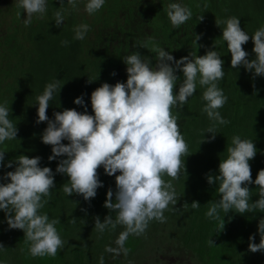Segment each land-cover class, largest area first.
<instances>
[{
	"label": "clouds",
	"instance_id": "clouds-1",
	"mask_svg": "<svg viewBox=\"0 0 264 264\" xmlns=\"http://www.w3.org/2000/svg\"><path fill=\"white\" fill-rule=\"evenodd\" d=\"M166 1L168 8L165 11L173 26H179L192 17L188 7L173 0ZM204 1L196 0L194 6L195 20L198 22L195 26L205 35L203 40L222 36L231 54L232 68L242 66L254 78L264 76V19L257 29L251 31L250 36L241 28L239 18H226L225 27L218 34L219 16H215V23L208 26L201 23L203 17L199 20L196 15L197 5L198 8L203 7ZM68 2L73 3V0ZM104 3L105 0H87L85 11L92 14ZM46 5L47 0H17V6L25 13L23 23L26 26L31 23L33 14L45 13ZM165 11L161 13L162 17ZM74 14L73 8L66 10L65 0H49L47 16L54 18L53 27L50 26L54 31L64 28L65 23L62 22ZM88 29L87 24L76 26L74 39H84ZM194 36L195 42L200 39L199 34ZM250 38L255 59H249V53L242 47ZM202 41L198 42L199 47L204 46L205 42L202 44ZM62 43L66 44L67 41ZM155 52L157 62L154 67L151 60L142 58L138 51L126 56L122 61L126 66L127 79L115 84L104 82L95 88L89 97L92 114L88 113L82 94L75 97L73 103L81 106L83 111L64 109L54 112L50 119L46 114L49 101L59 94L62 85L59 80L46 84L43 93L36 97V123L47 122L40 140L51 146L47 159L49 162L57 161L55 170L49 166L42 167L40 156L21 154L16 160L5 162V152L0 151V167L12 168L15 164L12 171L0 177L5 181L0 183V211L5 214L8 228L22 230L31 242V255L55 256L57 249L63 246L55 228L57 221L50 220L47 214L39 211L46 203L42 197H47L50 190L55 188L56 174L67 177V182L61 185L66 196L75 193L85 201L95 198L97 189L104 186L98 168L102 167L104 174L114 176L115 199H112L113 191L109 189L104 207L117 210L115 223L123 224L125 230L116 241L119 248L106 250H122L127 254L123 244L128 235L142 233L152 219L163 221V211L170 203H176L171 180L165 181L162 177L166 174L177 179L181 169L185 171V160L182 161L181 157L188 156V147L172 109L182 108L198 83L206 86L202 93L205 101L202 111L214 122L205 130L203 141L206 139L205 133L211 134L208 140H214L218 134L216 125L228 123L218 111L226 103L227 97L218 87V81L225 75L224 60L214 46L203 55L197 52L195 58L188 54L176 59L162 48ZM177 72L184 77L180 83ZM9 115V107L0 103V144L16 139L18 134ZM227 153L226 159L218 164V174L206 175L209 185L219 183V199L212 202L205 213L207 217L220 222L218 232L224 227L220 211L225 215L233 209L239 214L254 210L264 212V169H260L253 180L249 164L257 154L254 142L233 135ZM249 184L259 187V198L251 203ZM199 206V202H192L193 208ZM109 225L115 226L110 216H105L103 222L96 217L94 226L100 232ZM257 231L260 241L252 242L254 237L250 235L248 249L251 252H264V217L259 220ZM208 243L214 245L211 239ZM3 247L0 244V249Z\"/></svg>",
	"mask_w": 264,
	"mask_h": 264
},
{
	"label": "trees",
	"instance_id": "trees-1",
	"mask_svg": "<svg viewBox=\"0 0 264 264\" xmlns=\"http://www.w3.org/2000/svg\"><path fill=\"white\" fill-rule=\"evenodd\" d=\"M196 15L199 20L200 17H203L200 20L201 23L209 24L208 26L215 23V16H219L218 34H221L225 27L226 18L237 17L240 19L241 28L250 35L251 31L257 29L261 20L264 19V0H205L203 7L198 8L197 5ZM163 18H168L167 11L163 14ZM51 26L53 27V24ZM30 32L40 48V53L35 60L29 61L30 65L23 70V72H27V75L24 78L20 74L18 75L20 84L24 85L21 86L23 91L19 92L18 96L24 100V111H27L30 122L20 129L16 139L5 141L7 146L1 148L0 151L7 152L11 160H16L21 154L29 157L40 156L42 167L49 166L55 170L57 161L49 162L47 159L51 154V146L40 140V135L47 122L36 123V104L38 103L36 97L43 93L47 83L59 80L62 85L61 90L49 101V108L46 110L49 118H53L54 112L64 109L75 108L77 111H83L81 106L73 103L74 98L82 94L85 104L88 106V113L92 114L90 94L99 87L104 78L110 75V70L114 67L105 64L108 63L111 53H108L107 57L102 53V51L108 52V44L105 41L107 36H98L93 42H86L85 39H74V35L71 33L54 31L53 28L47 29L44 25H41L40 28L32 25ZM219 37L208 40L209 37L207 40H203L202 44L205 43L203 47H199L198 55L205 54L206 50H211L214 46L221 59L224 60L225 75L218 81V87L223 89L227 101L218 111L228 123L216 125L218 134L214 140H208L207 137L211 134L205 133L206 139L203 141L205 130L214 122L202 111L205 103L202 93L206 86H200L197 83L196 90L192 95V115L189 118H186L183 113L179 115L182 121V135L188 147V156L181 157V160H185V171L182 168L178 178L175 179L177 182H183L182 188L179 184L181 191L178 192L175 189L176 203H170L163 211L165 217L163 221L152 219L142 233L128 235L123 244V248L127 249V254L122 250L118 252L106 250L107 248H119L116 241L120 233L125 230V226L115 223L117 210H109L104 207L107 188H111L113 191L112 199L114 200L116 187L115 178L104 174L102 167L98 168L97 172L104 186L97 189L95 198L89 201L84 200L83 203L79 202L78 205L75 201L77 194L66 196L63 192L61 185L67 182V177L60 174L55 175V188L50 190L47 197H42L46 203L39 211L47 214L50 220H56V224H61L66 214L75 208L79 212L86 213L89 226L95 224L96 217H99L101 222L107 215L112 218L115 226L109 225L103 232H100L95 226L92 228L93 237L100 239L104 245V248L98 251L88 252V259L94 260L95 264H101V259L103 264H122L125 261H134L135 259L132 260V257L136 251L145 248L148 243L146 235L152 239L158 233H162V235L164 232L166 233V241L163 242L157 237L156 239L160 242L155 240L153 249L156 254L165 252L168 253L166 256L171 254L168 258L160 257L159 259L160 261L167 260L169 264L184 261L185 257L192 258L193 256H188V252L192 248L198 249L199 244H202L203 241L208 242L211 239L216 243L220 222L207 217L205 213L210 204L219 199V183L209 185L206 175L218 174V164L220 160L226 159L227 147L231 146L233 135H239L241 139H249L254 142L257 154L249 161L252 179L255 180L257 172L264 169V76L254 78L252 73L245 71L242 66L238 69L232 68L230 66L231 54L228 52L226 42L222 36ZM125 40L127 44L124 47V54L122 51L120 53L123 59L134 52L141 53L146 49L145 46L138 43L136 36L131 38V41H127L125 36ZM62 41H67V43L63 44ZM85 44L88 48L90 47L89 51L87 54L82 51V55H80L81 50L85 49ZM138 46L142 50H139ZM242 47L249 53V59H255L251 38ZM115 50L118 53V48ZM91 54H95L93 59H90ZM174 54L176 59L186 56L184 53L176 52ZM119 71L120 69L117 68L115 75ZM62 142L67 143V141ZM14 167L15 164L13 168L0 167V177H3L5 172L12 171ZM2 182L5 181L0 179V183ZM249 190V203H251L259 198V187L249 184ZM193 201L199 202L200 206L193 208ZM232 211L226 215L223 211L219 212L227 228L226 236L222 237L224 242H229V246H243L249 244L250 235L254 237L256 233L260 238L257 228L259 220L264 217V212L254 210L250 213L239 214L235 213L234 209ZM68 218L73 221L76 216L71 214ZM161 227L162 230H160ZM173 253L180 256L174 257Z\"/></svg>",
	"mask_w": 264,
	"mask_h": 264
},
{
	"label": "rangeland",
	"instance_id": "rangeland-1",
	"mask_svg": "<svg viewBox=\"0 0 264 264\" xmlns=\"http://www.w3.org/2000/svg\"><path fill=\"white\" fill-rule=\"evenodd\" d=\"M65 1L66 10L70 11V8H73L75 14L62 22L65 23V26L60 29V32L65 33L66 31V33L75 35L76 26L87 24L89 29L84 37L86 42H93L98 36L108 37L105 39L108 44V52L102 51V53L105 56L111 53L108 63L105 64L114 67V69L110 70V75L104 78L101 84L104 82L115 84L117 81L124 82L127 79L123 58L120 56L121 51L124 54V47L127 44L125 36L127 41H131V38L136 36L138 43L146 47L144 52H141L142 58L148 57L153 67L157 62L156 49H165L173 56L177 52L178 54H189L195 58L199 49L198 42H201L205 36L195 26L198 23L194 14L196 0H173V2L188 7L192 12V17L179 26H173L169 18L162 17L161 13L168 8L166 0H105L104 5L92 14L85 11L87 0H73V3ZM47 5H49V0H47ZM47 5L45 13L42 15L33 14L31 23L26 26L23 23L25 13L17 6V0H0V103L9 107V118L16 125L18 132L30 122L27 111H24V100L18 96V93L23 91L21 86H24L20 84L18 75L20 74L24 78L27 72H23V70L27 69L30 65L29 61L35 60L40 53V48L30 32L31 26L40 28L41 25H44L48 29L54 22L53 17L47 16ZM194 34L200 36L196 42ZM84 48L80 55H82V51L87 54L90 47L88 48L85 44ZM115 48H118V53ZM138 49L142 50L140 46ZM94 55L91 54L90 59H93ZM117 68L121 72L119 71L115 76L112 75L117 71ZM90 75L92 74L90 73ZM177 75L179 76L178 83L182 82L184 79L182 73L177 72ZM191 104L192 96L188 98L182 108L174 107L172 109V113L177 116L181 133L182 121L179 115L183 113L186 118H189L192 115ZM5 141L0 144V150L6 148L5 143L7 142ZM8 160L11 158L5 152V162ZM110 178H114V176H110ZM162 178L165 181L171 180L174 189L178 192L181 191L183 182H177L166 174ZM179 184H181V188H179ZM75 201L79 205V202L83 203L84 199L78 195ZM61 206L63 207V204ZM71 214L76 216L73 221L68 218ZM62 221L61 224H55L63 241V246L57 249L56 255L33 256L29 252L31 242L24 236L23 231L9 229L5 222L4 212L0 211V244L4 246L0 249V264H95L94 260L88 259V252L92 253L104 248L100 239H96L92 235V228L95 224L89 226L86 213L79 212L76 208L70 210ZM226 232L227 228L224 225L223 229L217 232L218 238L214 245L203 241L202 244H199L198 249L192 248L188 252V256L191 255L192 258L185 257L184 261L176 264H264V252H251L248 249V244L229 246V242H224L222 239L226 236ZM157 237L163 242L166 241L165 232L163 235L162 233L154 235L152 239L146 235L145 238L148 241L146 247L136 251L132 257V260L135 259L134 261H125L122 264H169L167 260L160 261L159 259L160 257L168 258L171 254L168 256H166L167 252L156 254L153 249ZM259 241L260 238L255 233L252 242L259 243ZM172 256L179 257L180 255L173 253Z\"/></svg>",
	"mask_w": 264,
	"mask_h": 264
}]
</instances>
